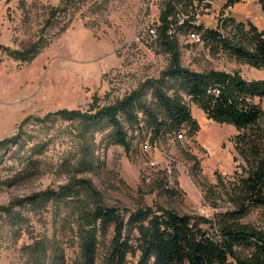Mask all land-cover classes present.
Returning a JSON list of instances; mask_svg holds the SVG:
<instances>
[{"label": "rangeland", "instance_id": "374dc122", "mask_svg": "<svg viewBox=\"0 0 264 264\" xmlns=\"http://www.w3.org/2000/svg\"><path fill=\"white\" fill-rule=\"evenodd\" d=\"M166 2L0 0L1 47L22 51L43 40L38 54L28 62L0 50V141L18 134L20 124L29 117L42 119L60 110L84 113L92 103L113 105L145 81L158 79L171 56L148 32ZM211 2L210 14L199 17L204 28L216 29L229 41L241 39L236 25L248 29L252 24L264 31V10L258 0L235 3L231 14L224 15V21L229 17L233 21L224 28L218 19L226 0ZM173 4L175 21L178 16L194 15L190 5ZM54 8L58 11L53 15ZM185 21L179 20L178 26ZM188 34L175 28L170 36L181 67L196 73L238 72L247 81H264L263 69L244 64L220 47L193 44ZM183 97L198 130L189 133L184 128L182 144L174 135L160 139L161 153L151 158L142 153L146 143L152 142L149 135L133 126L126 127L129 146L125 150L111 143L108 130L95 132L81 121L24 124L22 144L0 152V264H35L33 247L47 255L62 254L66 264H79L83 232L93 227L87 224L88 215L98 203L120 210L145 207L189 215L213 239H218L221 226L227 223L264 235V207H248L243 215L236 214L242 196L235 174L247 171L231 141L237 130L208 120ZM147 102L153 106L149 95ZM259 103L264 112V99ZM260 124L264 128V114ZM162 153L178 163L171 192L164 189ZM43 194L57 198L43 206L24 203ZM133 235L137 237L135 231ZM111 236V230L95 233L96 264H105ZM236 253L242 259L251 255L240 248ZM136 260L137 256H129L127 264Z\"/></svg>", "mask_w": 264, "mask_h": 264}, {"label": "trees", "instance_id": "16d2710c", "mask_svg": "<svg viewBox=\"0 0 264 264\" xmlns=\"http://www.w3.org/2000/svg\"><path fill=\"white\" fill-rule=\"evenodd\" d=\"M173 1L183 2L192 8L194 0H168L160 13L156 40L170 54L171 60L158 79L145 81L113 105L97 107L92 103L84 113L60 110L47 114L42 119L29 117L20 124L18 134L0 141V152L11 145L22 144L21 129L31 120L40 124L51 119L81 121L86 129L95 132L108 130L111 143L125 150L129 146L126 127L133 126L137 131L145 130V136L149 135L152 142L172 136L184 128L189 133H195L198 124L192 118L189 106L183 101L185 96L190 103L202 110L208 120L230 124L237 130L231 141L247 171L245 175L242 171L235 174L239 178L238 189L242 196V203L236 214L243 215L248 207H264V128L260 124L264 112L259 103L264 99V81H247L238 72L212 70L196 73L181 67L175 51L176 44L167 35L169 25L176 24ZM239 1L241 0H226L225 7H232ZM258 2L264 10V0ZM57 11L54 8L52 14ZM232 21L229 17L222 28ZM241 25H236L241 38L239 41H229L216 29L190 25L189 20L181 26L175 25L174 29L179 33L196 32L201 35L204 44L220 47L244 64L264 70V31L259 32L252 24L248 25V29ZM42 45L43 40L39 39L22 51L1 46L0 50L15 60L28 62L38 54ZM147 95L153 106L147 102ZM51 197L45 194L35 195L24 200V203L43 206L49 200L57 198ZM88 217L87 224L93 227L83 232L79 264H96L95 233L108 230H111L112 236L105 264H127L129 256H137L135 264H264V235L230 223L221 226L218 239H213L200 228L193 217L170 210L144 207L128 211L98 203ZM236 248L251 251L250 257L240 258ZM30 253L37 258L35 264H46L47 260L49 264H66L63 255L57 252L47 255L46 251H38L33 247Z\"/></svg>", "mask_w": 264, "mask_h": 264}, {"label": "built area", "instance_id": "2783aa9c", "mask_svg": "<svg viewBox=\"0 0 264 264\" xmlns=\"http://www.w3.org/2000/svg\"><path fill=\"white\" fill-rule=\"evenodd\" d=\"M168 1V0H166ZM171 1V0H170ZM225 6V5H224ZM194 9V15L189 18V17H184V16H178L176 19V24H170L169 28L167 30V35L168 36H172L173 35V29L175 25H178L179 20H189L190 21V25L191 24H200V15L204 16V15H209L212 9V2L211 0H194L193 1V8ZM231 10L232 7H223L221 8V10H219V21H222V24L224 23V15H230L231 14ZM221 12V13H220ZM218 17H214L213 20L214 21H218L216 20ZM213 21V22H214ZM212 24V23H210ZM158 25V22L153 24V28L149 29L148 35L150 37L156 38V26ZM222 29V28H221ZM220 29V30H221ZM193 44L196 45H203L204 41L203 38L201 36H193ZM174 138L177 142H183L185 140L184 134L183 133H175L173 134ZM160 148H159V143L158 141H153V142H147L146 146H144V148H142V153L145 156H148L149 158H151L153 155L159 154L160 152ZM162 156L166 159V162L164 164V173H165V177H166V185L164 186V189L166 190H172L173 186H174V181H173V177H174V169L176 168V166H178V163L170 158L167 157L165 154L162 153ZM157 164V163H156ZM151 166H154L155 163L151 162L150 164ZM183 170H185V168H183ZM150 179L146 178L145 182L149 183ZM201 214H204V211H201Z\"/></svg>", "mask_w": 264, "mask_h": 264}, {"label": "bare ground", "instance_id": "6f19581e", "mask_svg": "<svg viewBox=\"0 0 264 264\" xmlns=\"http://www.w3.org/2000/svg\"><path fill=\"white\" fill-rule=\"evenodd\" d=\"M182 22V21H180ZM193 36H199L196 32H193V31H189V34L187 35L188 37V40H192L193 41Z\"/></svg>", "mask_w": 264, "mask_h": 264}, {"label": "crops", "instance_id": "0c3cea01", "mask_svg": "<svg viewBox=\"0 0 264 264\" xmlns=\"http://www.w3.org/2000/svg\"><path fill=\"white\" fill-rule=\"evenodd\" d=\"M179 133H183L184 134V132H183V130H181ZM169 137V136H168ZM160 141V140H159ZM159 141H158V143H159ZM179 143H185L184 141L183 142H179ZM148 157V156H147ZM149 159V158H148ZM152 161L150 160V163H151ZM145 164V163H144ZM147 169H149V168H147ZM147 169H145L146 170V172H147ZM151 171H153V169L152 170H149L148 171V173H150ZM179 181V180H178ZM180 185V184H179Z\"/></svg>", "mask_w": 264, "mask_h": 264}]
</instances>
